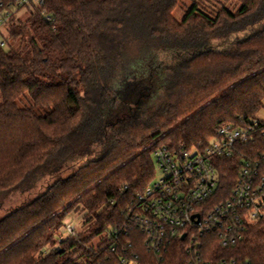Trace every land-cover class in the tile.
<instances>
[{
  "label": "trees",
  "instance_id": "1",
  "mask_svg": "<svg viewBox=\"0 0 264 264\" xmlns=\"http://www.w3.org/2000/svg\"><path fill=\"white\" fill-rule=\"evenodd\" d=\"M43 1L0 0L7 19L0 27V203L44 169L60 176L87 128L89 143L104 149L0 219V264H120L113 240L93 243L113 229H122L120 243H132L142 264H188L186 241L152 249L128 209L154 182L157 148H203L222 125L264 112V24H250L264 21V0ZM139 41L147 50L124 72L138 76L136 93L129 82L107 80L123 71L124 53ZM152 44L161 64L148 57ZM145 90L156 105L139 98ZM126 106L131 115L120 112ZM244 151L261 159L264 138ZM229 169L221 171L223 199L237 177ZM78 214L83 229L59 242L57 230ZM202 240L206 251L264 264V219L232 248L218 234Z\"/></svg>",
  "mask_w": 264,
  "mask_h": 264
},
{
  "label": "built area",
  "instance_id": "2",
  "mask_svg": "<svg viewBox=\"0 0 264 264\" xmlns=\"http://www.w3.org/2000/svg\"><path fill=\"white\" fill-rule=\"evenodd\" d=\"M32 1L17 3L25 6ZM37 3L43 5L44 1ZM6 20L0 18V27ZM260 138H264V120L257 117L222 125L203 148H157L154 159L163 175L128 209L130 223L147 235V244L157 251L162 244L185 236L188 264H245L206 251L202 238L218 234L222 247L232 248L244 239L251 225L264 219V155L260 159L244 151ZM227 161L234 162L231 169H237V177L223 199L221 171L229 169ZM64 227L66 235L76 230L68 221ZM121 230L106 232L100 243L113 240L109 247L120 257V264H142L132 243H120ZM58 237L59 242L64 239Z\"/></svg>",
  "mask_w": 264,
  "mask_h": 264
},
{
  "label": "rangeland",
  "instance_id": "3",
  "mask_svg": "<svg viewBox=\"0 0 264 264\" xmlns=\"http://www.w3.org/2000/svg\"><path fill=\"white\" fill-rule=\"evenodd\" d=\"M187 3H189V2L187 1ZM235 5H236V2L233 1V5L230 8L233 9ZM185 6L186 5H183V8ZM175 16L177 17L178 20H182V18L184 16V10H182L180 8L177 9L176 12H175ZM250 24H251V27L252 26L254 27L253 30H258L264 24V21H262V22L261 21H253V23H250ZM222 31L223 32H227V31H224V30H222ZM222 31H221V34L223 33ZM245 36H246V33H244V32L240 33V35H239V37H241V38L245 37ZM164 42H165L164 40L163 41L162 40H160V41L158 40V45H162ZM144 44L145 45H143V41H139V42H135L133 44L131 43V45H129L128 49L124 53V58L121 61L123 71H119V73L115 72V73L111 74L109 76V80H107L108 82H110V81H112V82L118 81L117 84L123 83V82H129L128 88H132L136 93H139V88L132 85L133 82H137L138 76L136 75V78H135L134 77L135 76L134 72L133 73L131 72L132 75H131V73H128L126 75L124 72L128 71L132 65H135L137 60L142 59L141 51H142L143 47L147 50V45H149V43L145 42ZM216 44H217V42H216ZM156 47H155V49H156ZM153 50L154 49H153V44H152L151 48H149V50H148L149 54L150 53L152 54ZM151 54L148 57L151 60H153L154 62L156 61L157 65H158V63L161 64L162 57L161 56H157V54L156 55H153V54L151 55ZM160 67L162 69L165 68L164 64L161 65ZM139 74H140V79L144 80V82H146V81L150 82V83L153 82V81L147 80L148 78H147L146 74L143 71L140 70ZM150 75H151V77L154 76L153 74H150ZM154 78L155 77H153V79ZM107 81H104V82H107ZM155 81L156 80L154 79V82ZM147 82L144 83V84L148 85L149 83H147ZM149 85H151V84H149ZM144 92L148 93V95L146 93H144ZM139 98L142 99V100L144 99L145 101H151V102H156L157 101V98L156 97L154 98V95L152 93H149L147 90L143 91V93L141 91L140 94H139ZM129 99L132 102H134V100H136V97L135 98L131 97ZM140 99L137 100V101H140ZM1 102H2V97H1V93H0V104H1ZM151 104L153 105V103H151ZM156 104H157V102L154 105H156ZM21 106H24V105L21 104ZM120 112H122L123 115H129L130 114L129 106H126ZM259 117L264 120V112H261L259 114ZM91 128H93V126H91L90 128H87L88 130H87L86 134L83 137H80L77 140H75L73 145L70 147V149H71V151H70L71 153L70 154L73 156L72 157L73 159H70L69 161H67L66 165L62 168V171L63 170L64 171L62 173H60V176H57L58 174H55V172L58 171V170L55 171L56 168L44 169L43 170L44 171L43 175L42 174H40L39 176L38 175H36V176L34 175L26 183H24V185H22V187H20L19 189L9 193L7 196H4L3 197V201H1L2 203H0L1 204L0 205V219L3 218L5 215H7L10 210H13L16 207L23 205V203H25L26 200L34 199L38 194L44 192L46 190V188L48 187V185L53 183L59 177L66 178L78 166L83 165L84 163H86L90 159H95V158L99 157L101 155L102 150L104 149L103 148L104 143H103V145H102V143L100 141H98L97 143L93 142L92 144L89 143V140L92 141V139H91L90 134L88 136H87V134H88V132H91V130H92ZM107 131L111 132L109 130H107ZM108 134H110V133H108ZM102 142H104V140ZM162 175H163L162 170L156 164L155 165V170H154V181L159 180L162 177ZM66 221H68L72 226L76 227L77 231H80V230L83 229V225H82L83 224L82 223L83 219H82V216L79 215V214L74 216V217H67L65 222ZM64 226H62L61 228H59L57 230V232H56L57 236L63 235L64 238L68 237V235L64 234L65 233V227ZM93 243L97 246L100 243V237L96 238L93 241Z\"/></svg>",
  "mask_w": 264,
  "mask_h": 264
},
{
  "label": "water",
  "instance_id": "4",
  "mask_svg": "<svg viewBox=\"0 0 264 264\" xmlns=\"http://www.w3.org/2000/svg\"><path fill=\"white\" fill-rule=\"evenodd\" d=\"M196 217H198V216H196ZM182 239H185V236H183Z\"/></svg>",
  "mask_w": 264,
  "mask_h": 264
}]
</instances>
